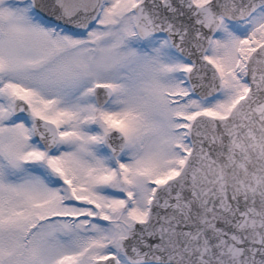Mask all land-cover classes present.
Here are the masks:
<instances>
[{"label": "snow or ice", "instance_id": "6c2138e0", "mask_svg": "<svg viewBox=\"0 0 264 264\" xmlns=\"http://www.w3.org/2000/svg\"><path fill=\"white\" fill-rule=\"evenodd\" d=\"M0 264H264V0H0Z\"/></svg>", "mask_w": 264, "mask_h": 264}]
</instances>
